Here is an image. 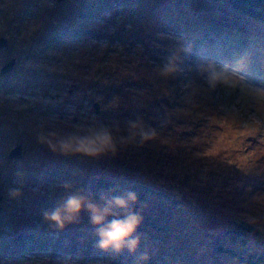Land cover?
<instances>
[{
  "label": "rangeland",
  "instance_id": "374dc122",
  "mask_svg": "<svg viewBox=\"0 0 264 264\" xmlns=\"http://www.w3.org/2000/svg\"><path fill=\"white\" fill-rule=\"evenodd\" d=\"M0 37V264H240L218 248L242 249L236 221L264 234V0H0ZM173 52L180 70L161 76ZM206 59L226 82L208 86ZM137 117L155 139L86 154ZM49 132L74 150L40 143ZM65 183L134 191L139 249H99L87 212L52 227Z\"/></svg>",
  "mask_w": 264,
  "mask_h": 264
},
{
  "label": "clouds",
  "instance_id": "9594fccd",
  "mask_svg": "<svg viewBox=\"0 0 264 264\" xmlns=\"http://www.w3.org/2000/svg\"><path fill=\"white\" fill-rule=\"evenodd\" d=\"M184 51H188L184 49ZM180 56L178 52L171 53L159 66L158 72L167 77L180 70ZM197 71L204 77L209 87L214 88L222 81H227L229 70L226 66L218 65L215 61L206 59L197 65ZM118 129V126H117ZM127 135L119 138L113 135L111 128L101 126L95 133L92 143L95 145L86 153L91 156H99L111 152L116 154L118 143L120 146L129 143L144 144L157 136L155 129L145 125L142 117L129 120L124 129ZM56 132L40 135L39 142L46 144L52 151H59L63 155L74 150L75 137L68 135L57 137ZM83 151V149H80ZM64 193L60 200L50 209L43 212L44 219L54 228L63 230L68 224L79 221L81 214L87 212L89 222L96 229L98 237L96 246L103 251L120 253L127 249L135 253L141 244L138 229L143 221L141 213L133 208L138 197L134 191H126L123 194L102 193L97 199L86 194L83 190L75 188L71 183L63 185ZM18 196L20 191L13 189L9 193ZM141 260H147V254H142Z\"/></svg>",
  "mask_w": 264,
  "mask_h": 264
},
{
  "label": "trees",
  "instance_id": "16d2710c",
  "mask_svg": "<svg viewBox=\"0 0 264 264\" xmlns=\"http://www.w3.org/2000/svg\"><path fill=\"white\" fill-rule=\"evenodd\" d=\"M225 235L232 240V243H240L242 249L238 251L237 248L236 250L221 246L218 248L221 253L227 254L240 264H264V243H261L264 234L258 226L236 221L234 227L228 229ZM260 247L263 248L261 251Z\"/></svg>",
  "mask_w": 264,
  "mask_h": 264
},
{
  "label": "water",
  "instance_id": "95a60500",
  "mask_svg": "<svg viewBox=\"0 0 264 264\" xmlns=\"http://www.w3.org/2000/svg\"><path fill=\"white\" fill-rule=\"evenodd\" d=\"M62 1V0H60ZM9 43L8 39L6 37H0V48L3 47V46H6L7 44ZM13 63H14V60H11L4 68H3V72H8L12 69L13 67ZM95 107H96V111L99 112V104L96 103L95 104ZM10 155L12 157H15V158H21L22 155H23V149H22V146L19 145L17 146L15 149H13L10 153ZM3 200V196L0 195V201ZM0 209H1V206H0Z\"/></svg>",
  "mask_w": 264,
  "mask_h": 264
},
{
  "label": "flooded vegetation",
  "instance_id": "af4514ba",
  "mask_svg": "<svg viewBox=\"0 0 264 264\" xmlns=\"http://www.w3.org/2000/svg\"><path fill=\"white\" fill-rule=\"evenodd\" d=\"M2 49H3V48H0V50H2ZM6 65H7V64H6ZM6 65H5V66H6ZM5 66H4V67H5ZM4 67H3V68H4ZM14 67H15V65L12 67V69L10 70V72L14 69ZM3 68H1V69H2V72H3ZM3 73H5V72H3Z\"/></svg>",
  "mask_w": 264,
  "mask_h": 264
}]
</instances>
